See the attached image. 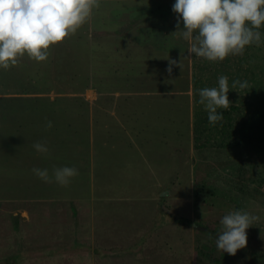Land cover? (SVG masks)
Instances as JSON below:
<instances>
[{
	"label": "crops",
	"instance_id": "obj_1",
	"mask_svg": "<svg viewBox=\"0 0 264 264\" xmlns=\"http://www.w3.org/2000/svg\"><path fill=\"white\" fill-rule=\"evenodd\" d=\"M160 6L100 0L46 61L25 55L0 69V254H22L32 242L40 251L49 201L78 197L80 175L177 173V144L194 118L192 102L177 100L193 88L177 81L192 77V62L174 17L154 12ZM170 60L178 62L171 73ZM38 141L47 155L33 147ZM63 166L79 171L66 187L32 172L51 176Z\"/></svg>",
	"mask_w": 264,
	"mask_h": 264
},
{
	"label": "rangeland",
	"instance_id": "obj_2",
	"mask_svg": "<svg viewBox=\"0 0 264 264\" xmlns=\"http://www.w3.org/2000/svg\"><path fill=\"white\" fill-rule=\"evenodd\" d=\"M167 2L161 0L154 12L169 13L177 25L175 0H169V7ZM260 31L264 41V27ZM190 56L192 77L179 84L193 90L188 96L177 94V100L192 102L194 118L186 139L177 144V173L80 175L82 195L49 201L41 250L32 242L15 264H264V144L236 142L242 123L264 104V43L221 62ZM220 75L229 78L230 88L236 80L247 81L248 87L229 90L232 103L218 109L223 119L212 126L199 90L218 86ZM166 187L170 192L164 195ZM240 209L257 217L247 229V246L235 255L218 251L222 217ZM76 238L86 245L76 249ZM13 251L0 254V261L14 258Z\"/></svg>",
	"mask_w": 264,
	"mask_h": 264
},
{
	"label": "clouds",
	"instance_id": "obj_3",
	"mask_svg": "<svg viewBox=\"0 0 264 264\" xmlns=\"http://www.w3.org/2000/svg\"><path fill=\"white\" fill-rule=\"evenodd\" d=\"M99 6L100 0H0V69L16 66L25 55L36 62L46 61L50 48L74 35ZM172 10L178 14L176 32L189 42L188 52L210 62L243 55L247 46L264 43L260 31L264 27V0H175ZM177 63L169 61V73ZM237 87L246 89L248 82L236 80L230 88L229 78L220 75L218 86L199 90V103L208 113L210 125L223 119L218 109L230 107L229 90ZM52 126L47 121L46 129ZM33 147L41 154L50 152L46 141L35 142ZM32 172L42 181L54 179L62 187L79 174L77 168L69 166L54 167L51 176L47 168L34 167ZM256 219L243 209L224 215L215 238L217 250L235 255L245 248L247 229Z\"/></svg>",
	"mask_w": 264,
	"mask_h": 264
},
{
	"label": "trees",
	"instance_id": "obj_4",
	"mask_svg": "<svg viewBox=\"0 0 264 264\" xmlns=\"http://www.w3.org/2000/svg\"><path fill=\"white\" fill-rule=\"evenodd\" d=\"M181 80H178L179 82ZM207 122L206 120H203V123ZM225 143V140H223ZM237 143L241 145H250V144H264V104L262 107V110L260 112H257L254 114L253 119L252 117L245 121V123H242L240 130H239V136L237 138ZM229 143V142H228ZM264 167V166H263ZM86 176V175H84ZM83 176L84 180H89V177L86 178ZM264 184V180H263ZM164 194H168L170 192V188L164 189ZM83 193L88 194V190H84ZM79 195H82L81 192L78 193ZM76 210V208H75ZM179 221H183V223H189L191 220L189 218H182V217H176ZM75 247L76 249L81 248L86 245L85 242L79 239H75ZM79 252V251H78ZM83 252V251H80ZM97 253L103 254V252L97 248ZM14 258H7L5 261L1 262L0 264H15L22 260L21 254H14ZM218 263H220L219 259H216Z\"/></svg>",
	"mask_w": 264,
	"mask_h": 264
}]
</instances>
